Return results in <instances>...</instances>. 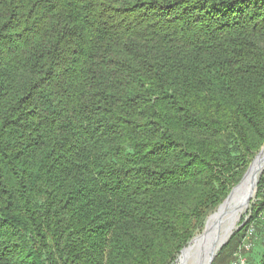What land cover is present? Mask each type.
Masks as SVG:
<instances>
[{"label": "trees", "instance_id": "trees-1", "mask_svg": "<svg viewBox=\"0 0 264 264\" xmlns=\"http://www.w3.org/2000/svg\"><path fill=\"white\" fill-rule=\"evenodd\" d=\"M263 147L264 0H0V264H176Z\"/></svg>", "mask_w": 264, "mask_h": 264}, {"label": "water", "instance_id": "water-1", "mask_svg": "<svg viewBox=\"0 0 264 264\" xmlns=\"http://www.w3.org/2000/svg\"><path fill=\"white\" fill-rule=\"evenodd\" d=\"M264 154V147L261 152L254 159L252 164L250 165L247 173L245 174L242 182L235 187L225 202L219 207L218 211L212 215L207 224L204 232L193 239L191 243L197 241V250L194 254L196 258V264H214L217 256L223 249V247L229 242L232 236L235 234V228L233 230H229L225 235H221L222 228V217L226 214V208L228 207L230 201L235 197H240L243 199V203L245 205L250 206V203L254 199L257 194L258 186L260 182V178L264 173V165L257 167L260 162L261 156ZM259 171V172H258ZM258 173V174H257ZM244 184H248V190H242V186ZM247 208V209H248ZM212 222V223H211ZM245 223H243L240 228L244 227ZM190 243V244H191ZM187 248L183 249L181 252L180 258L184 255ZM179 258V259H180Z\"/></svg>", "mask_w": 264, "mask_h": 264}, {"label": "rangeland", "instance_id": "rangeland-1", "mask_svg": "<svg viewBox=\"0 0 264 264\" xmlns=\"http://www.w3.org/2000/svg\"><path fill=\"white\" fill-rule=\"evenodd\" d=\"M256 203H257V200H256V196H255L254 199L252 200V202L250 203L249 208L246 205L245 211L241 214V216H240V218L238 220V223H237V225L235 227V230H234V231H236L235 233H237L238 232L237 229H239V227L243 223H245V222H243V220L244 219L245 220H248L250 218L251 208ZM254 225H255V228H256V234H255V237H254V248L249 253L246 254L247 264H260V262L262 260V257H263V254H264V214L260 216V218L256 221V223H254ZM229 226H230L229 225V221L227 219L222 224L221 235H224L226 233V231L228 230ZM245 234H246V231L243 232V234L241 236H238L237 238H235V240L233 241V243L231 244V246L229 248H227L225 250V252L223 253V255L220 257V259H219V261H218L217 264H232V261H233V258L234 257L232 256V260L230 261L229 260V255H230V253L234 255L235 251L238 249L239 245L243 241V239L245 237ZM199 235H201V234H199ZM230 240H229V242H230ZM197 244H198L197 241H194L193 243L189 244L186 247L187 250L184 253L185 258L186 257H189L190 254L197 248ZM221 252H222V250H221ZM221 252L219 253V255L221 254ZM184 255L181 258L179 257L180 260L178 259V261H177L178 264H181L182 263V261L184 259ZM219 255L217 256V258L219 257ZM196 263L197 262H196V258L194 257V255H192V257H190V259L187 261V264H196Z\"/></svg>", "mask_w": 264, "mask_h": 264}, {"label": "bare ground", "instance_id": "bare-ground-1", "mask_svg": "<svg viewBox=\"0 0 264 264\" xmlns=\"http://www.w3.org/2000/svg\"><path fill=\"white\" fill-rule=\"evenodd\" d=\"M263 165H264V154L261 156L260 162L257 165V167H260V166H263ZM242 190L247 191L248 190V184H244L242 186ZM245 209H246V205L243 203V199L242 198L235 197L234 199H232L230 201L228 207L226 208V214L222 217V223H224V221L227 220V219L229 221V225L230 226H229V228H228V230L226 232H228L229 230L231 231V230H233L236 227V225L238 223V220H239L241 214L245 211ZM196 250H197V248L190 254L189 257L185 258V255H184V259H183L181 264H187V261L190 259V257H192V255L195 254Z\"/></svg>", "mask_w": 264, "mask_h": 264}, {"label": "built area", "instance_id": "built-area-1", "mask_svg": "<svg viewBox=\"0 0 264 264\" xmlns=\"http://www.w3.org/2000/svg\"><path fill=\"white\" fill-rule=\"evenodd\" d=\"M256 234L255 225L252 224L250 228L246 230L245 237L238 249L233 255L232 264H247L246 254L254 248V237Z\"/></svg>", "mask_w": 264, "mask_h": 264}]
</instances>
